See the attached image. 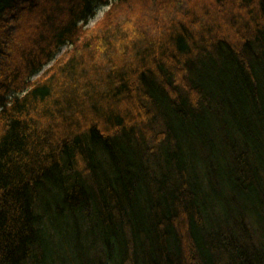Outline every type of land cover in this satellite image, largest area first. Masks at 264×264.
<instances>
[{
	"label": "trees",
	"instance_id": "16d2710c",
	"mask_svg": "<svg viewBox=\"0 0 264 264\" xmlns=\"http://www.w3.org/2000/svg\"><path fill=\"white\" fill-rule=\"evenodd\" d=\"M110 1L0 0V264H264V0Z\"/></svg>",
	"mask_w": 264,
	"mask_h": 264
},
{
	"label": "rangeland",
	"instance_id": "374dc122",
	"mask_svg": "<svg viewBox=\"0 0 264 264\" xmlns=\"http://www.w3.org/2000/svg\"><path fill=\"white\" fill-rule=\"evenodd\" d=\"M114 1L115 0H111L110 5H105V6L98 8V10L95 12L94 17L91 18L86 25L87 31H89V29L94 27L95 24L98 23L99 20H101L100 18H102L105 12H107L110 9L111 5L114 4ZM190 1H198V0H190ZM152 7H153L152 2L150 0L147 2L143 0H129L128 3H125L124 1V4L122 6L115 9L112 13L108 15L107 22L105 21L106 26H112V24L116 23L120 19L124 20L126 25L131 26V27H133L134 25H137L138 27L140 25L144 26L148 20L146 19L145 16H150V17L157 16L155 12H152L153 11ZM29 23L30 21L25 24L23 23L24 25L22 29L26 30L29 26ZM117 23H119V21ZM27 32L28 31L24 32V37L25 35H27ZM28 36H29V33H28ZM23 44L27 45L25 44V41L23 42ZM8 50H9V54H7L8 61L11 62L12 65L19 64L16 62L15 55H14L16 52V48L14 49V48L9 47ZM65 50L66 48L63 47L61 48L59 52H56L57 54L54 56V58H52L51 61L46 63L47 65L43 66L42 69L40 70V73L37 74L32 79H35L36 77L40 76V74H42L48 67H50L54 63V60H56Z\"/></svg>",
	"mask_w": 264,
	"mask_h": 264
}]
</instances>
